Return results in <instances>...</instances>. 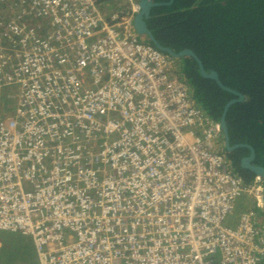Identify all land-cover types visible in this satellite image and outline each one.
I'll return each instance as SVG.
<instances>
[{"label":"built area","instance_id":"obj_1","mask_svg":"<svg viewBox=\"0 0 264 264\" xmlns=\"http://www.w3.org/2000/svg\"><path fill=\"white\" fill-rule=\"evenodd\" d=\"M138 11L0 0V230L31 236L39 264H264V180L233 168Z\"/></svg>","mask_w":264,"mask_h":264},{"label":"trees","instance_id":"obj_2","mask_svg":"<svg viewBox=\"0 0 264 264\" xmlns=\"http://www.w3.org/2000/svg\"><path fill=\"white\" fill-rule=\"evenodd\" d=\"M97 1L105 9L114 8L117 2ZM146 21L159 43L175 51L193 49L208 71L217 70L226 85L244 94V99L232 103L226 112L230 143L252 144L264 164V0H173L155 6ZM146 41L153 43L150 38ZM177 60L198 105L220 121L227 101L237 95L202 76L193 56ZM4 98L2 113L14 104L12 98ZM224 149L236 172L246 182L252 181L257 174L242 169L236 156ZM22 241L7 243L2 250L5 263L0 257V264H17L16 257L19 264L37 263L33 241ZM12 243H17L16 247Z\"/></svg>","mask_w":264,"mask_h":264},{"label":"water","instance_id":"obj_3","mask_svg":"<svg viewBox=\"0 0 264 264\" xmlns=\"http://www.w3.org/2000/svg\"><path fill=\"white\" fill-rule=\"evenodd\" d=\"M139 11L137 12V14L135 15L134 18V26L135 29L137 30V32L139 34H143L145 36H147V38H150L153 43L159 47L160 49H162L163 51L168 52L169 54H171L172 56L178 58V57H183V56H193L199 63V67H200V72L202 74V76L206 77V78H212L214 79L218 85H220L222 88H225L229 91H232L236 94H239L240 98L239 99H243L245 96L243 93H240L239 91H237L236 89H233L232 87L226 85L219 73L217 72V70L215 69H211V70H207L202 62V60L200 59V57L198 56V54L191 48H184L181 49L180 51H175L174 49L164 46L161 43H159V41L157 40V38L154 36L152 30L148 27L147 25V21L146 18L149 16L150 13V8L152 5H155L157 3L152 2L150 0H139ZM159 4V3H158ZM236 100H232L229 103H227L223 116L220 120L223 131H224V143H225V147L226 149H231L233 146L230 145V139H229V132H228V125H227V120H226V112L229 108V106ZM254 154V153H253ZM252 154L251 157H253L254 155ZM250 158H246L244 166H247L249 168H251L256 174L260 175L263 180H264V166L260 165V164H255V163H251ZM262 205L264 208V188H263V193H262Z\"/></svg>","mask_w":264,"mask_h":264},{"label":"flooded vegetation","instance_id":"obj_4","mask_svg":"<svg viewBox=\"0 0 264 264\" xmlns=\"http://www.w3.org/2000/svg\"><path fill=\"white\" fill-rule=\"evenodd\" d=\"M138 1V4H139V0H137ZM150 1H152V2H155V3H157V4H155V5H152L151 6V8H150V13H149V16H150V14H151V11H152V9L155 7V6H158V5H163V4H167V3H170V2H172L173 0H168V1H156V0H150ZM159 3V4H158ZM148 16V17H149ZM148 25V24H147ZM149 27V26H148ZM216 82V81H215ZM217 83V82H216ZM220 86V85H219ZM240 92V91H239ZM234 93V92H233ZM240 93H242V92H240ZM235 95H237V97H231L228 101H227V103H229L230 101H232V100H236V101H239V100H243V99H239L240 98V96H239V94H236L235 93ZM236 101H234V102H236ZM233 102V103H234ZM227 103H226V105H227ZM226 107V106H225ZM229 139H230V136H229ZM230 145L231 146H233L231 149H227V151L229 152V154H231L232 153V155L233 156H236V158H237V160H238V164H239V166L242 168V169H244V170H246L248 173H251V172H254L251 168H249V167H247V166H244V163H245V160H246V158H250L251 156H252V154L254 155L253 157H251V159H250V161H251V163H255V164H260V165H263L264 166V164H262L261 162H259V159H258V155H257V151H256V149H255V147L252 145V144H250V143H248V142H237V143H234V144H232V143H230ZM255 173V172H254ZM258 175V174H257Z\"/></svg>","mask_w":264,"mask_h":264},{"label":"rangeland","instance_id":"obj_5","mask_svg":"<svg viewBox=\"0 0 264 264\" xmlns=\"http://www.w3.org/2000/svg\"><path fill=\"white\" fill-rule=\"evenodd\" d=\"M3 24H4V22L3 21H0V30H1ZM141 38H145V37L144 36H141ZM11 92L12 91H10V90H4V92H2V94H0V114H2V110H3L4 106H5L4 104H5V99L6 98H4V96L6 97L7 94L8 93H11ZM12 105H13V103H12ZM244 198H246V197L244 196ZM248 201H251V200L249 199ZM242 206H243L242 204H240V203L238 204V208L236 210V214L237 215H239L241 213L240 210H241ZM256 211H257L258 214H262V212H263L261 208L256 209ZM0 237H4L3 239L0 238L4 242V245H3L4 247L7 246V243H11V241H14V240H16V241H18V242H20L22 244H23V241H22L23 239H27V240L32 241L31 240V236L26 235V234H22V233H19V232H10V231H2V230H0ZM13 244H15V247H16V244L17 243H12V247H14ZM4 254H5V251H2L0 253V257L2 258L1 259L2 260V263H5V261H4L5 256H3ZM14 260H16V262L17 261L18 262L20 261L19 257H16ZM18 262H17V264H19ZM36 264H39V262L37 261Z\"/></svg>","mask_w":264,"mask_h":264},{"label":"crops","instance_id":"obj_6","mask_svg":"<svg viewBox=\"0 0 264 264\" xmlns=\"http://www.w3.org/2000/svg\"><path fill=\"white\" fill-rule=\"evenodd\" d=\"M127 1H128V0H117L116 5H114V8H113V6H112V7H110L109 9H113V10H115L116 7L119 8V7L123 6ZM139 10H140V9H139ZM140 35H141V36H144V37H145V40H147V36H145V35H143V34H140ZM178 58H181V57H178ZM179 62H180V60H179ZM245 197H246V198H244V196H242V197H240V198L237 200V208H238V204H239V203L243 205L242 208H241V210H240L241 212H242L243 210H246V209L250 208V207H251V204H252V202H253V199H252L251 196H250V197L245 196ZM247 199H248V200L250 199L251 201H248ZM237 208H236V210H237ZM239 216H240V214L237 215V214H236V211H235V214H234L233 218L238 219Z\"/></svg>","mask_w":264,"mask_h":264},{"label":"clouds","instance_id":"obj_7","mask_svg":"<svg viewBox=\"0 0 264 264\" xmlns=\"http://www.w3.org/2000/svg\"><path fill=\"white\" fill-rule=\"evenodd\" d=\"M225 144V143H224Z\"/></svg>","mask_w":264,"mask_h":264}]
</instances>
